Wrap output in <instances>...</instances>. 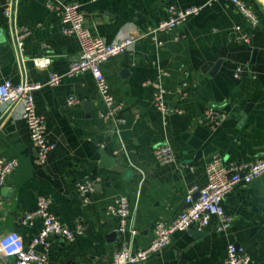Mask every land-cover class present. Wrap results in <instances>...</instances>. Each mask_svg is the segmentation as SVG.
<instances>
[{
	"label": "crops",
	"instance_id": "obj_1",
	"mask_svg": "<svg viewBox=\"0 0 264 264\" xmlns=\"http://www.w3.org/2000/svg\"><path fill=\"white\" fill-rule=\"evenodd\" d=\"M7 1L0 0V84L42 85L34 93L36 110L55 148L39 165L21 105L0 106V158L19 161L0 190V235L17 232L29 246L43 223L25 225V214L37 207L40 196H48L62 224L85 229L73 242L52 239L48 264H109L123 246H149L156 225L186 209L189 189L206 185L207 164L215 156L244 163L264 158V0H242L257 15V27L231 0L210 5L208 0H66L79 4L86 28L106 43L137 37L127 54L102 64L124 123L102 116L106 109L89 71L48 85L50 76L66 74L82 51L78 37L64 33L67 25L47 7L58 0H16L13 20L4 14ZM171 4L203 8L161 34L159 45L143 35L168 18ZM22 27L30 33L21 59L13 35ZM240 34L249 41L240 40ZM183 83L186 96L180 94ZM161 87L168 105L181 114L165 117L157 109L154 96ZM71 96L76 105H68ZM212 106L227 115L213 128L200 123ZM162 145L172 148L173 162L157 158ZM104 155L113 163L106 165ZM86 180L96 186L89 204L78 191ZM120 196L131 207L127 232L119 230L120 219L110 210ZM223 205L232 218L229 230L218 231L214 218L205 230L176 231L168 247L141 264H223L230 244L253 264H264V175L236 185Z\"/></svg>",
	"mask_w": 264,
	"mask_h": 264
},
{
	"label": "built area",
	"instance_id": "obj_2",
	"mask_svg": "<svg viewBox=\"0 0 264 264\" xmlns=\"http://www.w3.org/2000/svg\"><path fill=\"white\" fill-rule=\"evenodd\" d=\"M215 0H208L210 5ZM247 18L253 27H257L259 19L257 15L242 0H231ZM16 0H8L4 14L9 20L15 17ZM47 7L55 11L62 22L67 25L64 33L74 34L81 42L82 51L80 57L74 61L68 72L64 75L53 74L50 76L48 85L56 86L60 84L65 76L72 77L80 73L89 71L96 83L97 90L105 106V112L102 116L105 118L113 117L116 122H125L120 116L122 105L117 102L110 90L109 83L103 73L102 64L112 58L127 54L135 44L137 37L130 35L108 44L101 37L93 34L86 28L84 16L77 3L58 0V4L48 3ZM203 6H190L186 8L177 7L171 4L168 8V18L159 23L147 34L158 42L163 44L160 35L174 30L184 24L190 17L198 15ZM241 28L237 26L236 32ZM30 31L26 27L19 30L15 28L13 35V44L21 56V49L24 39ZM238 38L244 42L249 41L245 34L238 35ZM38 65L43 66L41 62ZM240 69H238V72ZM187 83L182 84L180 94L186 96L184 89ZM42 87L40 84H31L27 80L15 85L11 80H6L0 84V106L3 104H19L22 107V118L27 123L31 139L36 148V162L39 165H45L51 151L55 145L47 138V125L42 116L37 113L34 93ZM167 90L161 87L154 96V104L157 109L166 117L171 113H182V110L171 107L166 102ZM69 106L76 105L78 99L74 96L68 98ZM227 115L220 112L216 107L208 108L200 123L210 125L212 128L219 125L226 119ZM156 156L161 163L167 164L174 161V153L170 145L157 147ZM19 161L13 158H0V190L5 186L8 177L18 168ZM207 183L205 186H194L189 189L185 198L186 209L181 212L174 220L170 222L158 223L155 227L154 238L149 246L133 250L129 246H123L113 253L112 261L109 264H141L151 256L161 253L172 241V236L176 231L188 230L195 227L198 230H205L212 226V220L217 219L216 229L218 231H227L232 225V218L224 209V201L227 195L238 184H250L257 178L264 175V158L254 163H244L239 161L224 162L222 157L215 156L207 164ZM95 183L86 180L78 185V191L84 204H89L91 195L95 193ZM52 200L48 196H40L37 201V207L33 211L25 214L24 224L34 226L36 220L40 219L43 227L35 235L29 246L25 247L20 234L10 232L0 235V259L3 264L13 259V264H48L49 250L52 246V239L58 237L68 242H73L79 235L85 233V229L78 225L75 229L62 224L59 219L51 212ZM112 213L120 219V231L127 232L129 219L131 216V207L129 200L125 196L115 199ZM135 233V230L132 231ZM38 247H43L44 252H39ZM223 264H253L251 257L238 248L236 244H230L227 248V257Z\"/></svg>",
	"mask_w": 264,
	"mask_h": 264
},
{
	"label": "water",
	"instance_id": "obj_3",
	"mask_svg": "<svg viewBox=\"0 0 264 264\" xmlns=\"http://www.w3.org/2000/svg\"><path fill=\"white\" fill-rule=\"evenodd\" d=\"M248 111V108L246 109V112ZM103 162L106 164V165H108V163L109 164H112L113 163V161L110 159V158H108L106 155H104V157H103ZM200 234H202V233H198L197 235H200ZM196 235V236H197Z\"/></svg>",
	"mask_w": 264,
	"mask_h": 264
}]
</instances>
